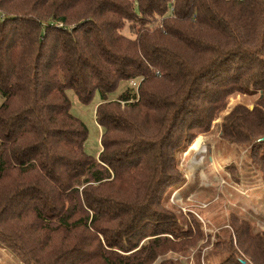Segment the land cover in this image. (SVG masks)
Segmentation results:
<instances>
[{"label": "trees", "instance_id": "1", "mask_svg": "<svg viewBox=\"0 0 264 264\" xmlns=\"http://www.w3.org/2000/svg\"><path fill=\"white\" fill-rule=\"evenodd\" d=\"M69 91L100 95L98 155ZM233 93L260 96L223 135L264 165V0H0V246L25 264H154L196 246L200 222L183 227L163 196ZM232 225L220 264H264V233Z\"/></svg>", "mask_w": 264, "mask_h": 264}, {"label": "rangeland", "instance_id": "2", "mask_svg": "<svg viewBox=\"0 0 264 264\" xmlns=\"http://www.w3.org/2000/svg\"><path fill=\"white\" fill-rule=\"evenodd\" d=\"M124 32L128 34L129 29ZM130 84L136 85L137 80ZM122 88L124 84L113 96L118 95ZM68 94L72 101L71 111L88 127L86 148L89 153L98 155L102 150L103 130L95 113L100 95L96 93L90 104H83L73 91ZM259 96V93L231 94L226 108L212 122L211 128L197 134L191 144L179 153L177 169L180 181L167 184L164 202L167 208L176 212L183 227H186V219L192 216L197 219L204 238L183 252L169 251L154 264L169 257L182 264H220L229 256L225 242L234 237V218L247 221L253 233H264V165L253 156L254 141H231L222 132L226 114L237 105L253 109ZM261 140L264 138L256 142ZM0 264L25 263L12 251L0 246Z\"/></svg>", "mask_w": 264, "mask_h": 264}, {"label": "bare ground", "instance_id": "3", "mask_svg": "<svg viewBox=\"0 0 264 264\" xmlns=\"http://www.w3.org/2000/svg\"><path fill=\"white\" fill-rule=\"evenodd\" d=\"M196 140H197V139H196ZM199 140H200V139H199ZM199 140H198V141H199ZM198 144H199V143H198ZM198 146H199V145H198ZM200 151H201V150H200Z\"/></svg>", "mask_w": 264, "mask_h": 264}]
</instances>
